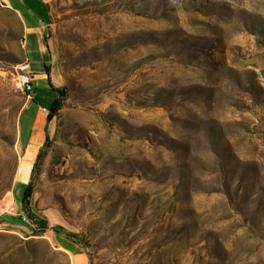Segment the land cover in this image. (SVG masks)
Instances as JSON below:
<instances>
[{"label": "rangeland", "instance_id": "1", "mask_svg": "<svg viewBox=\"0 0 264 264\" xmlns=\"http://www.w3.org/2000/svg\"><path fill=\"white\" fill-rule=\"evenodd\" d=\"M47 1L66 97L16 186L28 99L0 74V264H70L55 225L89 264H264V0ZM23 38L0 0V69Z\"/></svg>", "mask_w": 264, "mask_h": 264}, {"label": "crops", "instance_id": "2", "mask_svg": "<svg viewBox=\"0 0 264 264\" xmlns=\"http://www.w3.org/2000/svg\"><path fill=\"white\" fill-rule=\"evenodd\" d=\"M9 8L15 11L24 25L25 47L23 54L25 60L30 62L34 92L22 109L19 117V141L23 148V158L18 171L17 184H25L33 169L36 158L46 140L48 113L53 102L58 97L57 89L63 87V76L59 67V41L58 56L52 46L54 35L52 11L47 0H40L45 7L32 0H2ZM30 156V158H29ZM24 169H27V179L20 183ZM24 194V193H23ZM23 195L20 199L22 201ZM25 219V218H24ZM60 248L68 254L70 264H89L87 251L72 240L59 239Z\"/></svg>", "mask_w": 264, "mask_h": 264}, {"label": "trees", "instance_id": "3", "mask_svg": "<svg viewBox=\"0 0 264 264\" xmlns=\"http://www.w3.org/2000/svg\"><path fill=\"white\" fill-rule=\"evenodd\" d=\"M58 92V97L57 99L53 102L49 113L47 115V122L50 123L54 118H56L59 115V111L61 110L63 106L64 99L66 97V88L65 87H60L57 89ZM50 143V136H49V130L48 127L46 129V140L41 148L40 152L37 155L36 162L34 164V167L31 172V179L34 178L35 173H36V168L38 165V162L44 155V151L47 149ZM21 206H22V211L25 214V216L30 220L32 224L35 225L37 228V231L39 233H44L49 229V221L47 217L41 215L35 204V199H34V193L32 189V180L28 183L24 190L23 198L21 201ZM25 218V217H23ZM53 230L55 231L56 234H59L60 231L65 232L66 239L68 240H73V237L76 236L75 233L72 231L67 230L66 228L62 227L61 225H55L53 227Z\"/></svg>", "mask_w": 264, "mask_h": 264}, {"label": "built area", "instance_id": "4", "mask_svg": "<svg viewBox=\"0 0 264 264\" xmlns=\"http://www.w3.org/2000/svg\"><path fill=\"white\" fill-rule=\"evenodd\" d=\"M21 44L25 47L24 38L22 39ZM0 74L4 79L9 81L16 91L25 95L27 99L31 98L34 88L32 83V73L30 71V62L27 59L25 64H17L12 70L1 68ZM43 112L49 113V110L43 108Z\"/></svg>", "mask_w": 264, "mask_h": 264}, {"label": "bare ground", "instance_id": "5", "mask_svg": "<svg viewBox=\"0 0 264 264\" xmlns=\"http://www.w3.org/2000/svg\"><path fill=\"white\" fill-rule=\"evenodd\" d=\"M22 47L24 48V46L22 45ZM26 63V60H24L23 62H21V63H19V64H25ZM29 158H30V156H29ZM25 171H24V173L25 174H23V176L20 178V183H22V182H25L26 181V179H27V169H24ZM78 177H87V174L86 173H84L82 170H80L79 171V173L78 174H76V175H74V177L72 178V180L73 179H77Z\"/></svg>", "mask_w": 264, "mask_h": 264}]
</instances>
